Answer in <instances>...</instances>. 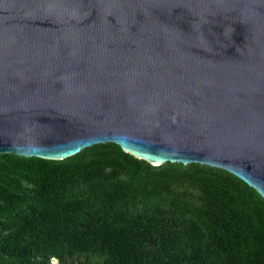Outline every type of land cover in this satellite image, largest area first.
Here are the masks:
<instances>
[{"label":"water","instance_id":"obj_1","mask_svg":"<svg viewBox=\"0 0 264 264\" xmlns=\"http://www.w3.org/2000/svg\"><path fill=\"white\" fill-rule=\"evenodd\" d=\"M106 141L264 199V0H0V153Z\"/></svg>","mask_w":264,"mask_h":264},{"label":"trees","instance_id":"obj_2","mask_svg":"<svg viewBox=\"0 0 264 264\" xmlns=\"http://www.w3.org/2000/svg\"><path fill=\"white\" fill-rule=\"evenodd\" d=\"M103 164L127 173L129 185L108 196L92 189L87 175ZM177 179L215 206L204 246L191 243L186 223L140 208ZM0 181V264H49L52 257L67 264L76 248L100 254L102 264H264V199L222 168L151 165L106 141L62 159L0 153ZM155 237L173 245L149 252Z\"/></svg>","mask_w":264,"mask_h":264},{"label":"rangeland","instance_id":"obj_3","mask_svg":"<svg viewBox=\"0 0 264 264\" xmlns=\"http://www.w3.org/2000/svg\"><path fill=\"white\" fill-rule=\"evenodd\" d=\"M103 164L95 173L87 175L91 188L105 196L111 195L116 189H124L129 185L130 177L123 171H109ZM6 183L0 181V186ZM28 186L26 183H22ZM165 187V188H164ZM163 193L158 196L146 199L141 210L155 211L156 213L167 212L173 218L186 223L185 231L193 245L196 247L208 244L213 237L214 221L217 211L215 206L203 196L197 189L186 187L181 180H170L164 186ZM169 196V201H168ZM160 201L158 207L154 203ZM167 203V204H166ZM160 205V206H159ZM150 240L149 252L158 253L170 248L173 245L171 239L164 241ZM55 258H50L49 264H57ZM67 264H102V256L88 249H73L70 256L66 258Z\"/></svg>","mask_w":264,"mask_h":264}]
</instances>
